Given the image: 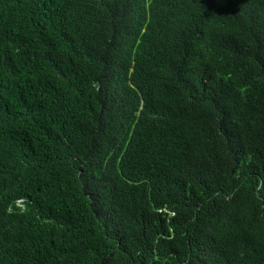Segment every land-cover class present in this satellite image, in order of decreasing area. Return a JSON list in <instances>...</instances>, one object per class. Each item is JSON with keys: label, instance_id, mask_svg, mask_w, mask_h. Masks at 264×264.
I'll use <instances>...</instances> for the list:
<instances>
[{"label": "trees", "instance_id": "obj_1", "mask_svg": "<svg viewBox=\"0 0 264 264\" xmlns=\"http://www.w3.org/2000/svg\"><path fill=\"white\" fill-rule=\"evenodd\" d=\"M0 264H264V0H0Z\"/></svg>", "mask_w": 264, "mask_h": 264}]
</instances>
